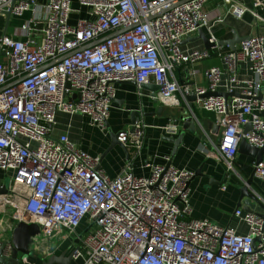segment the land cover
<instances>
[{
  "label": "built area",
  "instance_id": "built-area-1",
  "mask_svg": "<svg viewBox=\"0 0 264 264\" xmlns=\"http://www.w3.org/2000/svg\"><path fill=\"white\" fill-rule=\"evenodd\" d=\"M208 1L78 0L90 17L72 25L71 14L81 11L73 0H0L6 20L9 11L11 18L31 12L22 26L0 34V169L14 171V186L1 202L13 207L15 223H36L46 237L75 235L71 253L80 264H264V219L258 214L236 210L247 234L192 217L193 171L146 163L150 176H138L128 164L113 178L100 167V157L66 134L53 136L59 112L81 113L106 130L120 82H154L157 97L174 103L178 93L186 98L216 92L227 73L228 92L241 88V96L198 102L216 114L222 131L215 151L235 172L242 140L264 146V117L258 113L264 110V37L250 36L235 51H225L226 70L207 69V88L180 84L177 66L210 56L207 49L182 48L184 40L212 25ZM223 1L236 18L248 10L238 0ZM210 41L223 48L215 36ZM246 60L255 80L238 77ZM177 128L172 122L166 130ZM144 132L139 119L118 140L139 152ZM253 166L264 179V161ZM81 225L88 231L79 234Z\"/></svg>",
  "mask_w": 264,
  "mask_h": 264
},
{
  "label": "crops",
  "instance_id": "crops-1",
  "mask_svg": "<svg viewBox=\"0 0 264 264\" xmlns=\"http://www.w3.org/2000/svg\"><path fill=\"white\" fill-rule=\"evenodd\" d=\"M248 10L241 17L236 18L227 12V6L223 0H209L205 11L211 19V26L204 27L203 31L210 38L215 36L218 41L233 37L236 31L239 37L261 35L264 37V0L254 6V0H238ZM73 8L80 9L70 16V23L75 25L80 18H89L88 9L81 7L78 0H73ZM31 16L26 12L22 16H12L8 26L20 27ZM222 19V21H218ZM7 20L0 17L2 26H6ZM196 34L195 36H197ZM22 37V36H21ZM194 37V36H193ZM211 42V41H210ZM184 50L206 49L202 39L187 41L182 44ZM231 50L229 46L222 49L212 47L210 56L198 62H190L179 65L174 70L177 81L182 85H198L208 87L205 75L207 69L218 66L226 70L223 60L225 51ZM238 77L242 80H255L256 75L251 69L249 61L239 64ZM149 84H156L151 82ZM229 77L225 73L217 89V92L233 95L228 91ZM116 97L112 102L107 129L101 130L90 124V118L81 113L69 114L59 112L57 124L53 133L54 137L66 134L82 149L95 157H100L101 168L111 177L120 175L128 164L132 165L134 174L138 176H150V164H169L178 168L188 169L194 172L189 188V200L192 207V217L196 219H208L220 226H231L239 234H247L248 225L235 216L237 209H244L247 198L242 199L243 206H239L242 198V187L247 184L254 173L253 162L255 159L238 151L234 161L235 172H229L225 162L216 153V146L220 142L222 127L213 112L202 109L199 99L193 106L180 93L177 94L174 103L156 101L152 88H142L136 83L120 82L117 84ZM241 88L236 89L235 94H241ZM264 117V110L258 111ZM190 116L195 121V128H186L185 119ZM143 120L145 124L144 144L140 151L128 148L129 156L123 146L113 142V134H117L125 128L132 126L134 121ZM178 125L175 133H170L166 127L170 123ZM183 133L182 141L175 150V139ZM264 161V154H263ZM14 171L0 169V188L14 186ZM226 186L224 189L223 187ZM249 189L255 193L264 203V179L255 174ZM0 195L1 225L6 231L4 237L11 240L15 223L11 215L14 211L11 205H4ZM257 211H261L259 207ZM85 229L81 225L79 234ZM75 235L65 237L60 232L54 237L39 235L30 244L29 254L20 253L22 264H44L52 256L68 257L78 243ZM53 264H61L55 262ZM67 264H80L79 260L72 258Z\"/></svg>",
  "mask_w": 264,
  "mask_h": 264
},
{
  "label": "water",
  "instance_id": "water-1",
  "mask_svg": "<svg viewBox=\"0 0 264 264\" xmlns=\"http://www.w3.org/2000/svg\"><path fill=\"white\" fill-rule=\"evenodd\" d=\"M7 15H8V18H7L5 28L8 27L9 20L11 18V11H9L7 13ZM249 37L250 36L239 37L237 32L234 31L232 38L219 40L218 45L229 46L231 50L235 51L238 48V45L241 42H243L244 40L248 39ZM197 39L203 40L205 48L207 50H210L212 47L215 46L214 43L209 41V38L204 33L203 29H200L198 31L197 36L190 37V38L184 40L183 43L187 42V41L197 40ZM63 58H65V57H61L57 61H60ZM131 83H135V82H131ZM140 87L152 88L153 96H154L155 100L156 101L160 100L157 97V91L159 89L158 84H141ZM0 90H2V89H0ZM232 95L241 96L240 94H235V93ZM209 96H222L225 98L229 97L228 94H222V93L216 91V92H207L205 95H201V96H197L196 94L188 95L186 97V100L190 103L191 106H193V103L195 101H197L198 99H201L204 97H209ZM160 101L163 102L162 100H160ZM182 118H184V116H182ZM184 119H185V123H186V128H189V126L192 128L193 127L195 128L196 123L194 120H192V118L190 116H186ZM135 122H136V120L134 121V123ZM251 128H252L251 125H248L246 127V130H251ZM118 135H119V133L113 134V142L114 143L117 142L118 144H121L123 146V148L125 149V151L127 152L128 157H130L127 146H125L124 144L119 142ZM182 137H183V133H181L179 135V137L173 141L175 143V150H174L175 152L177 150L178 145L182 141ZM239 151L244 152V153L252 156L255 159V161H257V162L263 161L264 146L263 147H255V146L249 144L246 140H242L240 143V146H239ZM169 165H171V163H169L168 166ZM254 174H255V172L250 176L249 180L247 181V184L244 185L241 189L242 190V198L239 202V206H241V207L243 206L242 199L244 197H246L247 198V200H246L247 206H245L244 209L247 212H254L264 219V203L259 199V197L255 193H253L249 189V185H251V183H252ZM8 191H9V188L7 186H4V187L0 188V195H4ZM257 207H259L261 209V211H257L256 210ZM1 215H2V212L0 211V219H1ZM1 224L2 223L0 221V264H22V261H21L22 259L19 258V254L20 253L25 254V255L29 254L30 244L41 233L40 226L36 223L28 224L26 222H19L17 227L14 229L11 240H10V239H7L4 237L6 230L4 228H2ZM87 231H88V229H85L84 232H87ZM8 244H11L12 248L9 252H6V247ZM72 258H73L72 253H70V255L68 257H65L64 255L52 256L46 262H44V264H53L55 262H59L61 264H67L69 262V260H71Z\"/></svg>",
  "mask_w": 264,
  "mask_h": 264
},
{
  "label": "rangeland",
  "instance_id": "rangeland-1",
  "mask_svg": "<svg viewBox=\"0 0 264 264\" xmlns=\"http://www.w3.org/2000/svg\"><path fill=\"white\" fill-rule=\"evenodd\" d=\"M1 24L2 23H0V34L3 33V31H4L5 27H6V26H2L3 24L2 25ZM9 27H11V26H9Z\"/></svg>",
  "mask_w": 264,
  "mask_h": 264
}]
</instances>
